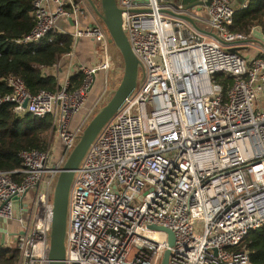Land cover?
I'll list each match as a JSON object with an SVG mask.
<instances>
[{"label": "built area", "instance_id": "2783aa9c", "mask_svg": "<svg viewBox=\"0 0 264 264\" xmlns=\"http://www.w3.org/2000/svg\"><path fill=\"white\" fill-rule=\"evenodd\" d=\"M199 1L203 10L194 12L176 0H117L143 80L76 171L66 264H162L167 251L169 264H253L243 243L264 229V45L250 44L258 54L244 55L248 46L240 42L254 35L230 32L238 11L233 2ZM77 5L36 0L35 26L19 43L51 41L61 18L77 16ZM248 8L245 2L239 10ZM67 35L74 42L93 40L103 56L100 65L82 70L78 88L67 78L57 81L55 92L33 94L11 76L6 82L12 92L1 99L19 115L52 117L64 148L58 159L52 145L25 151L20 170H0V230L5 225L6 238L14 237L19 257L13 264H49L50 189L110 91L106 76L89 106L98 73L113 65L105 25L96 20ZM217 75L232 80L228 90ZM16 174L24 178L16 181Z\"/></svg>", "mask_w": 264, "mask_h": 264}, {"label": "trees", "instance_id": "16d2710c", "mask_svg": "<svg viewBox=\"0 0 264 264\" xmlns=\"http://www.w3.org/2000/svg\"><path fill=\"white\" fill-rule=\"evenodd\" d=\"M36 0H0V170L13 172L22 167L21 154L25 151H47L52 145L53 119L19 115L14 104H1V99L11 94L7 78H20L29 91L55 92L56 76L50 73L60 59L72 51L71 37L55 34L38 46L24 47L19 43L35 26L33 4ZM186 2L190 0H184ZM249 8L238 10L230 32L250 37L253 29L264 30V0L247 1ZM69 8V7H68ZM216 81L226 90L232 84L228 77L217 75ZM82 79L75 85L78 88ZM61 153L64 148L60 145ZM16 181L24 177L16 174ZM243 246L250 252L253 264L264 263V229L250 233ZM19 252L12 247H0V264H13Z\"/></svg>", "mask_w": 264, "mask_h": 264}, {"label": "water", "instance_id": "95a60500", "mask_svg": "<svg viewBox=\"0 0 264 264\" xmlns=\"http://www.w3.org/2000/svg\"><path fill=\"white\" fill-rule=\"evenodd\" d=\"M68 1L69 0H63V3L67 5ZM73 1L75 3H79L81 0ZM84 1L88 3L92 12L105 25L110 36V43L114 45L122 57L123 76L119 81L117 88L115 90H111L109 99L87 123L82 134L79 136L76 146L67 157L63 168L57 177L55 185L50 189L49 194L53 202V223L50 234L49 264H66V237L68 228L69 199L76 171L81 166L95 139L99 136L105 126L114 119L126 99L134 93L140 84H142L143 78H141V75L144 74V68L136 57L128 36L123 28V11L118 7L117 0ZM231 1L233 2L234 0ZM203 5L204 4L201 1H196L190 3L189 5H185L184 9L191 10ZM171 15L176 16L173 13H171ZM177 17L190 22L198 31L204 34H209L215 39L220 40L218 35L202 30L198 27L197 23L188 16L177 15ZM70 21L73 25H75L73 18H70ZM258 31V28H255L252 33V35H254L253 39L241 41L240 44H244L246 47L255 43L264 45V35L260 34ZM231 52H238V49H231ZM26 106L27 103H25L24 107ZM14 200L17 201L19 198L15 197ZM3 226L4 228L0 230V247L3 246L6 241L7 229L5 225ZM167 232L170 235V245H173V234L170 231ZM169 257L170 252L167 251L162 264H169Z\"/></svg>", "mask_w": 264, "mask_h": 264}, {"label": "crops", "instance_id": "0c3cea01", "mask_svg": "<svg viewBox=\"0 0 264 264\" xmlns=\"http://www.w3.org/2000/svg\"><path fill=\"white\" fill-rule=\"evenodd\" d=\"M73 1V0H71ZM199 0H190L188 2L184 0H176L177 5H189L190 3L196 2ZM74 2V1H73ZM247 1L245 0H234L233 5L235 9L239 10L243 3ZM78 4V5H77ZM86 2L81 0L79 3H76V5L79 7V12L76 17H73L75 21V25H73L70 21V18H61L58 21V34H62L63 36L71 37L67 34L74 33L75 29L77 27L79 28H85L90 25H92L97 17L90 12L87 9ZM194 9L197 10H203L201 6H198L196 8L191 9L195 12ZM258 32L262 35H264V30L261 29V27H257ZM72 38V37H71ZM74 41V40H73ZM110 52L112 53V48L110 49ZM257 53V49L255 46H248L243 50V54L246 56H252L251 54ZM103 62V56L101 53V49L93 40L81 38L74 42L71 53L64 55L55 68L50 69V73L56 76L57 81H64L65 79H71L72 85L75 87L77 83L83 78L82 70L87 67H95L97 65H100ZM105 71H101L98 73V81L102 79L103 74ZM97 81V84H98ZM97 84L95 85V88L93 90L90 104H93L97 96L99 95V90L97 92ZM85 112L78 115L73 120V126H78L84 116ZM59 142V141H58ZM9 228H12V226H8ZM1 239V236H0ZM14 242L13 238H6L4 247L8 248L11 247L12 243Z\"/></svg>", "mask_w": 264, "mask_h": 264}, {"label": "rangeland", "instance_id": "374dc122", "mask_svg": "<svg viewBox=\"0 0 264 264\" xmlns=\"http://www.w3.org/2000/svg\"><path fill=\"white\" fill-rule=\"evenodd\" d=\"M86 6H87V9L90 12H92V10H91L90 6L88 5V3L86 4ZM195 11H197V9H195ZM96 20L98 22L101 21L100 19H98V17H97ZM52 35H54V34H52ZM111 48H112V53L111 52L110 53H111V55L113 57V65L111 67V70H109L107 73L104 72L102 79L99 80L98 84H97V92H98V90L100 92L102 86L104 85V79L108 77V79H110V80L108 81V84H106V86L108 87V89L110 88V91H107L105 93L104 102H102V100L100 101L98 107L96 108V111H98L104 105V103L109 99V97H110L109 95H110L111 90H115L117 88V86L119 85V81L121 80V78L123 76V60H122V57L120 56L119 52L116 50V48L114 47L113 44H111ZM257 54H258V52L254 53V54H251V55L252 56H256ZM56 136H57L56 132H55V134L51 133L52 148H54L53 151L55 153V156L57 157V155H59L61 153V148H60L61 143L57 141L58 139L56 138ZM11 247L16 249L14 246H11Z\"/></svg>", "mask_w": 264, "mask_h": 264}]
</instances>
